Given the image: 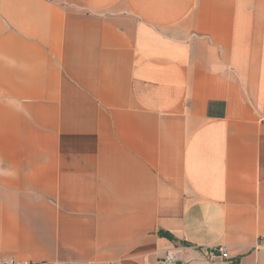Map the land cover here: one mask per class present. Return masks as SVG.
<instances>
[{"label": "crops", "instance_id": "crops-1", "mask_svg": "<svg viewBox=\"0 0 264 264\" xmlns=\"http://www.w3.org/2000/svg\"><path fill=\"white\" fill-rule=\"evenodd\" d=\"M263 235L264 0H0V257L264 264Z\"/></svg>", "mask_w": 264, "mask_h": 264}, {"label": "built area", "instance_id": "built-area-1", "mask_svg": "<svg viewBox=\"0 0 264 264\" xmlns=\"http://www.w3.org/2000/svg\"><path fill=\"white\" fill-rule=\"evenodd\" d=\"M208 256H210V258L220 259L222 261H229L231 259L229 255L228 247L226 245H221L213 250H210L208 252ZM175 261L176 258L174 254L167 253L164 257L159 258L156 264H174ZM0 264H80V263L75 261H29V260L26 261V260L14 259V258L0 257ZM239 264H243V263H239Z\"/></svg>", "mask_w": 264, "mask_h": 264}]
</instances>
